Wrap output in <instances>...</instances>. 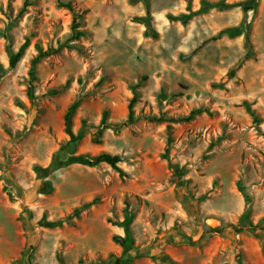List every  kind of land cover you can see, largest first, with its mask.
I'll return each instance as SVG.
<instances>
[{"label": "rangeland", "instance_id": "374dc122", "mask_svg": "<svg viewBox=\"0 0 264 264\" xmlns=\"http://www.w3.org/2000/svg\"><path fill=\"white\" fill-rule=\"evenodd\" d=\"M23 1L0 0V264H264V0H60L80 15L81 54L63 49L38 63L31 102L34 47L63 43L71 18L56 0H28L19 15ZM202 3L211 6L185 25L168 19ZM146 15L153 37L135 20ZM225 30L234 36L214 38ZM139 81L134 123L98 135L103 110L108 123L126 118ZM76 97L71 129L84 120L87 133L66 146L63 114ZM195 109L210 114L169 130L148 120ZM169 136V162L185 170L176 183L161 157ZM101 153L121 159L122 176L106 164L44 173ZM239 187L256 236L239 220L246 208ZM74 209L79 216L61 227L41 226ZM127 216L133 244L122 251L112 238L124 237L118 224ZM209 218L217 220L212 229Z\"/></svg>", "mask_w": 264, "mask_h": 264}, {"label": "trees", "instance_id": "16d2710c", "mask_svg": "<svg viewBox=\"0 0 264 264\" xmlns=\"http://www.w3.org/2000/svg\"><path fill=\"white\" fill-rule=\"evenodd\" d=\"M57 6L60 8H64L66 9L69 14H70V18H71V22H70V34L68 36V38L63 42L57 45L56 48H47L46 50H43L41 46H39L38 44L35 45V50H36V55L34 56V58L31 60L30 63V69L28 71V81L26 83V96L28 98V100L31 102L33 100V82L35 81V75H34V67L40 63L43 59L55 55L58 52H60L63 49H67V50H73L78 54H81V48L76 44V42L83 37L82 32L79 30V23L78 20L80 19V15L77 14V12L75 11V9L73 8V6L71 5V3H64L60 0H56ZM28 0H24L23 4H22V8L19 12V15H21L24 11L25 8L28 7ZM211 5L209 3H202L201 7L198 11L196 12H191V13H187V14H179L177 16H169L168 19L170 21H174V22H179L182 25H185L191 18L192 16L199 14L201 11L206 10L207 8H209ZM217 6H223L224 8H230L232 7V5L226 4L223 1H219L217 3ZM137 22L143 24L145 26V34L146 35H151L152 37L154 36L153 33L150 32V23H149V18L148 15H146L144 18H137L135 19ZM224 34H227L228 36H234L233 33H230V31H220L214 38H218ZM247 41V39H246ZM248 43L246 42V45ZM28 46V40H25L20 47L17 49L16 52H12L9 55V59H8V66L9 68H14L15 65L19 62V60L22 58L23 54H24V50L27 48ZM247 47H249V45H247ZM246 58V55L241 59V61H239V63H237L235 65V67L233 68V70L231 71V75L233 74V72L239 68V66L242 64V62L244 61V59ZM141 81L137 82L136 84L131 86V90L133 92V96L132 98L129 100L128 104H127V115L126 118L123 119L122 121L118 122V123H108L107 122V116H108V111L107 110H103L101 112V117H100V121L97 127V134L100 135L102 133V131L104 129L110 128L111 130H113L114 132H118L120 129L131 125L134 123L135 121V117H134V112H133V106L134 103L136 101V88L139 86ZM68 85V82L65 83V85L51 91V94L56 95L58 93H62L64 90H66ZM80 99L78 97H76L71 104L67 107L65 113L63 114V126H64V132L65 134L68 136V141L66 146H72L75 145L76 143H78L79 141H81L85 134L87 133V126H86V122L84 120L81 121V126L79 128V130L77 131V133H73L72 132V118L75 114V112L77 111L79 104H80ZM245 108L247 109L248 112H250L252 114V112L250 111V109L248 108V105L246 103H244ZM201 113H206V114H210L207 110L205 109H195L192 110L186 117H182V118H177V119H173V118H166L164 116H160V117H151L148 120L154 123H167L166 128L169 130L171 127L172 123L175 122H190L195 116L201 114ZM171 137H167L166 139V144L164 146V151L161 155L162 159L167 161L168 163V168L172 170V174H171V181L173 183H176L178 181V179L180 177H182L185 174V170L184 168L180 167L178 164H172L169 162V156H168V152H169V147L171 144ZM121 162V159L117 156L114 155H110L107 153H101L97 156H93V157H87L84 155H78V156H73L70 157L68 159H66L64 162H60L55 164H51L46 170H44V173H48L50 171H54L59 167L62 166H69V165H73V164H78V165H82V166H86V167H90V168H94L97 167L101 164H106L107 166H109L110 168H112L113 170H116L120 176H122L123 172L118 168V163ZM239 192H241V195L243 196V201L245 204V207L249 204V199L248 197L243 193L242 188H238ZM96 202V200H93L92 202L85 204L82 206V209H86L89 206H91L92 204H94ZM80 209H74L72 211V213L67 216L65 219H58L55 221H47V220H42L41 226L44 228H49V229H53V228H58L61 227L63 223L72 220L73 218H77L80 214ZM249 215H250V211L249 209L246 207L242 213V215L240 216V221H245L246 224H248L250 227L248 229L249 232H251L254 236H256L255 233V227L252 225V223L249 221ZM130 224H131V217L127 216L125 219H123V221L121 223L118 224V226H120L123 229L124 232V237H118V236H113L112 240L113 242H115L117 245H119L122 249V251H125L129 245L133 244V239L130 235ZM214 232V231H212ZM216 232V231H215ZM238 264H243L240 261V258H238ZM76 264H83L81 260H78V262ZM111 264H122V261L120 258H114L113 262Z\"/></svg>", "mask_w": 264, "mask_h": 264}, {"label": "water", "instance_id": "95a60500", "mask_svg": "<svg viewBox=\"0 0 264 264\" xmlns=\"http://www.w3.org/2000/svg\"><path fill=\"white\" fill-rule=\"evenodd\" d=\"M215 222H217V220L212 218L205 220V224L211 229L215 227Z\"/></svg>", "mask_w": 264, "mask_h": 264}, {"label": "bare ground", "instance_id": "6f19581e", "mask_svg": "<svg viewBox=\"0 0 264 264\" xmlns=\"http://www.w3.org/2000/svg\"><path fill=\"white\" fill-rule=\"evenodd\" d=\"M217 224V222H215V225Z\"/></svg>", "mask_w": 264, "mask_h": 264}]
</instances>
